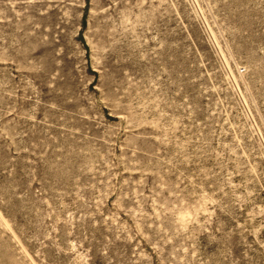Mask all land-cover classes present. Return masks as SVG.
Returning a JSON list of instances; mask_svg holds the SVG:
<instances>
[{
    "label": "rangeland",
    "instance_id": "1",
    "mask_svg": "<svg viewBox=\"0 0 264 264\" xmlns=\"http://www.w3.org/2000/svg\"><path fill=\"white\" fill-rule=\"evenodd\" d=\"M0 264H264V0H0Z\"/></svg>",
    "mask_w": 264,
    "mask_h": 264
}]
</instances>
